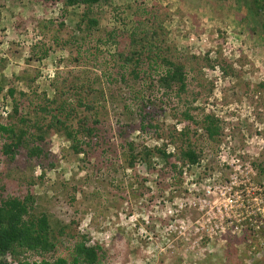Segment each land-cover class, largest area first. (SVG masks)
Returning a JSON list of instances; mask_svg holds the SVG:
<instances>
[{
	"label": "rangeland",
	"instance_id": "374dc122",
	"mask_svg": "<svg viewBox=\"0 0 264 264\" xmlns=\"http://www.w3.org/2000/svg\"><path fill=\"white\" fill-rule=\"evenodd\" d=\"M136 7L154 9L157 44L185 65L186 88L178 99L139 82L110 83L112 76L106 78L97 58L107 61L116 46L77 40L80 6L0 0V123L11 113L6 90L12 88L25 94L21 109L30 119L34 113L42 116L37 108L47 105L40 97L45 94L55 101L46 106L49 113L70 105L68 125L75 129L97 120L103 137L84 147V155H72L57 133L28 141L41 151L35 158L29 159L22 146L12 160L0 155V193H29L33 213L47 215L53 229L65 225L102 247L106 254L98 264H264V35L259 18L245 16L232 0H106L93 9L99 30L93 38L118 29L121 51ZM184 111L197 122L202 115L217 119V140L184 123ZM10 124L17 122L11 118ZM186 125L198 164L184 166L180 175L166 174L155 156L126 167L124 142L164 146L175 155L184 141L176 134ZM66 247L45 258L67 257Z\"/></svg>",
	"mask_w": 264,
	"mask_h": 264
},
{
	"label": "trees",
	"instance_id": "16d2710c",
	"mask_svg": "<svg viewBox=\"0 0 264 264\" xmlns=\"http://www.w3.org/2000/svg\"><path fill=\"white\" fill-rule=\"evenodd\" d=\"M232 1L237 9L240 7L245 9V16L259 18L258 27L264 35V0ZM101 2H106V0H61L63 7L80 6L82 8L75 26L78 33L77 40L91 39L96 44L95 46L99 47L108 44L116 46L115 51L109 54L107 61L104 56L100 57L101 60L99 57L97 58L98 64L104 66L106 78H110L108 73L112 76L109 82L114 85L126 81L134 82V84L139 82L142 88H158L168 98L169 95L166 93L173 92V98L178 99L186 88L185 65L182 60L174 62L170 58L168 48L161 49V43L157 44V30L151 28L152 20L156 19L152 12L154 9L141 8L139 10L137 7L134 8L128 34L124 35L127 43L121 51H118L119 43H116V40L118 36H122V32L118 29H111L105 32L102 38L98 37V21L93 16V9ZM122 26L125 24L122 23ZM96 33L98 36L93 38ZM98 53L100 54V52ZM45 55V52L39 54L37 60L44 58ZM79 88L81 87L77 86L75 90ZM15 94L17 98L14 97ZM6 96L11 102V113L5 116V122L0 123V155L9 160L14 158L21 146L25 148L26 156L29 159L39 156L40 149L36 146H29L27 143L28 141L31 143L40 142L47 133L59 134L68 142V149L74 156L84 155L86 151L83 148L89 147L91 141L103 139L102 135L98 136V128L95 127L97 120H93L91 126L79 123L78 128L75 129L72 128L71 123L67 124L69 112L73 109L70 105H58L52 108L56 111L51 114L47 110L49 107L46 106L54 104L55 101L53 99L48 101L45 99V94H41L40 97L47 105L39 106L37 109L39 113H42V116L39 117L37 113H34L32 120L28 117L29 113H23L21 109V107L24 108L22 101L25 97L24 93H16L14 89L9 88L6 90ZM136 97L139 103L145 102L142 96L136 95ZM78 105L85 106L79 100ZM186 111L181 112L184 123L199 126L198 129L202 131L207 140H217L220 133L217 119L210 115H202L201 120L197 122ZM144 115L139 120L140 130L145 128L142 121L145 120ZM11 118L17 122L16 125L10 124ZM189 125L184 126L176 134V140L184 141L175 155L166 153L164 146L147 148L135 146L130 141L124 142L120 148L126 167L132 168L136 161L146 164L149 159L155 156L164 163L166 174L180 175L184 166L191 167L198 164L200 155L193 149L187 138ZM170 144L173 145V141H170ZM170 159L174 161L169 163ZM33 202V197L29 193L21 197L4 196L0 193V264H9V262L14 264H98L105 257L106 252L102 247L88 244L85 235L72 233L67 230L65 225H59L53 229L47 215L33 213ZM61 245L68 246L66 247L67 257L45 258ZM25 255L34 256L39 260L28 261ZM7 257L8 262L6 261Z\"/></svg>",
	"mask_w": 264,
	"mask_h": 264
}]
</instances>
